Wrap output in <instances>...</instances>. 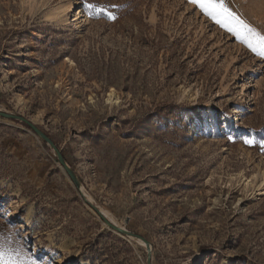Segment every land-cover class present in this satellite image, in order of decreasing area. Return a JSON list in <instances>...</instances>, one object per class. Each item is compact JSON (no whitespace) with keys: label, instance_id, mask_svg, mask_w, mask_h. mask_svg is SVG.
Wrapping results in <instances>:
<instances>
[{"label":"rangeland","instance_id":"rangeland-1","mask_svg":"<svg viewBox=\"0 0 264 264\" xmlns=\"http://www.w3.org/2000/svg\"><path fill=\"white\" fill-rule=\"evenodd\" d=\"M71 1L0 0V111L81 183L0 117V242L37 264H264V60L188 0H89L115 21L59 16ZM226 2L264 32V0Z\"/></svg>","mask_w":264,"mask_h":264},{"label":"snow or ice","instance_id":"snow-or-ice-1","mask_svg":"<svg viewBox=\"0 0 264 264\" xmlns=\"http://www.w3.org/2000/svg\"><path fill=\"white\" fill-rule=\"evenodd\" d=\"M188 3L232 35L251 53L264 60V32L258 31L256 27L252 26L226 0H188ZM109 7L115 6L81 0V8L89 16L99 17L106 14L108 19L115 21L117 17L108 10ZM222 116L227 120V113H222ZM227 138L235 143V138L232 135H228ZM243 143L253 146L257 142L253 138H244ZM260 147L264 149V142L260 143ZM0 264H37V261L30 256L25 257L20 249L13 248L7 241H3L0 242Z\"/></svg>","mask_w":264,"mask_h":264},{"label":"water","instance_id":"water-1","mask_svg":"<svg viewBox=\"0 0 264 264\" xmlns=\"http://www.w3.org/2000/svg\"><path fill=\"white\" fill-rule=\"evenodd\" d=\"M0 117H3L5 119H9V120L19 121V122H22V123L28 125L29 128L32 129L36 133V135H38L47 145H49L50 147H52V149L54 150V152L56 154V157L58 159L59 164L64 168V170L66 171V173L68 174V176L70 177V179L73 181V183L75 184V186L77 188H80L81 187V183L79 182V180H78L75 172L71 169V167L67 163L64 155L58 149V147L55 145V143L52 141V139L49 138V136L46 135V133H44L37 126H35L34 124H32L30 121H28L26 118H24L22 116L13 115V114H9V113L0 111ZM85 201L90 205L91 208H93L103 218V220L107 221V219L103 217V215L99 211V209L95 205H93L92 203H90L86 197H85ZM107 224L114 231H116L117 233L126 235L127 237L132 238V239L141 240L142 242H144V244L147 245V248H150V245H149L148 241L144 237H142L140 235H137V234H134L132 232H129L126 229H123L121 227L115 226V225H113L112 223H110L108 221H107ZM148 261H149V264H150V256H149Z\"/></svg>","mask_w":264,"mask_h":264},{"label":"bare ground","instance_id":"bare-ground-1","mask_svg":"<svg viewBox=\"0 0 264 264\" xmlns=\"http://www.w3.org/2000/svg\"><path fill=\"white\" fill-rule=\"evenodd\" d=\"M77 6H78V2L77 1H71L70 3L68 4H64L62 3L59 7H58V10H57V13L60 15H64V14H67V13H70L72 11H75L77 10ZM80 12H79V15L81 16V14L83 13V9L82 8H79ZM264 175V174H263ZM251 184H253V182H251ZM101 212V211H100ZM103 215V214H102ZM104 218H106L104 215H103ZM102 218V217H101ZM103 219V218H102ZM107 219V218H106ZM108 220V219H107ZM111 223V222H110ZM113 224V223H112ZM114 225V224H113ZM116 226V225H115ZM119 227V226H118ZM122 228V227H121ZM125 229V228H123ZM132 239V238H131ZM141 241V240H140ZM144 243V242H143Z\"/></svg>","mask_w":264,"mask_h":264},{"label":"trees","instance_id":"trees-1","mask_svg":"<svg viewBox=\"0 0 264 264\" xmlns=\"http://www.w3.org/2000/svg\"><path fill=\"white\" fill-rule=\"evenodd\" d=\"M25 127H27V128H29V126L28 125H26V124H24V123H22Z\"/></svg>","mask_w":264,"mask_h":264}]
</instances>
